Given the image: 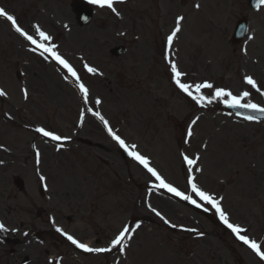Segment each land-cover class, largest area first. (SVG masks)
Segmentation results:
<instances>
[{
	"label": "rangeland",
	"instance_id": "obj_1",
	"mask_svg": "<svg viewBox=\"0 0 264 264\" xmlns=\"http://www.w3.org/2000/svg\"><path fill=\"white\" fill-rule=\"evenodd\" d=\"M0 1L22 24L33 22L32 28L36 25L51 33L60 50L73 61H87L97 69V75L85 80L91 90L100 92L92 94L101 98L108 122L128 142L149 148L150 154L145 155L169 178L167 181L184 188L186 174L179 153L197 156L194 173L198 183L218 197L222 195L226 199L223 206L248 228L260 230L254 232L264 245V123H247L218 113L224 104L220 100L201 106L185 93L179 94L170 85V66L162 60L160 31L172 26L174 16L183 14V29L176 50L173 46L171 52L185 73V81L192 85L213 84V89L202 90L206 97L215 88L237 96L248 91L250 95L241 103L251 101L264 106V95L243 82L245 76H251L264 92V7L250 11L247 0H127L114 4L115 12L96 11L90 26L79 28L70 10L71 0ZM193 2L199 5L197 11L193 10ZM185 3L189 15L182 13ZM241 18L249 20L248 36L243 45L233 48L229 37ZM117 46L126 49L118 58L111 55ZM16 73H20L30 94L28 102L20 99L19 112L13 115L18 123L31 127L34 121V125L62 137L71 136L77 129L80 107L75 91L60 81L52 67L31 57L0 20V81L19 89ZM193 120L197 121L194 125ZM0 129V146L15 158L0 172V217L13 221V227H18L17 220L34 214L29 211L34 204L42 205L38 188L43 177L58 224L78 237L106 242L114 233L111 230L115 223L120 222L114 225L119 231L122 222L136 219L134 223L140 225L120 264H236L239 258L243 260L227 249L234 245L218 228L184 206L156 195L151 188L154 181L124 161L93 121L87 120L75 138H87L96 148L72 143L59 152L37 135L26 136L1 120ZM29 140L36 141L34 146L41 151L39 165L24 162L32 159H23ZM131 172L132 180L128 176ZM15 174L24 180V193L12 186ZM221 179L226 182L221 184ZM234 194L241 198L240 204ZM111 207L116 212L111 214L115 221L108 215ZM146 208L156 209L175 227L162 225ZM42 223L37 220L35 225L39 228ZM95 224L100 226L97 234ZM179 226L199 228L204 234L206 231L207 241L181 233ZM33 251L40 260H47L42 252ZM0 259L13 262L7 255H0ZM68 261L89 264L91 260Z\"/></svg>",
	"mask_w": 264,
	"mask_h": 264
},
{
	"label": "snow or ice",
	"instance_id": "obj_2",
	"mask_svg": "<svg viewBox=\"0 0 264 264\" xmlns=\"http://www.w3.org/2000/svg\"><path fill=\"white\" fill-rule=\"evenodd\" d=\"M116 2H123V0H90V3L100 5L101 7L107 6L108 8L112 9L113 12L116 11V9L113 7V4ZM257 3L259 5H264V0H257ZM198 8L199 5H196ZM0 17L5 18L8 22H10L11 27L13 30L18 33L21 37L24 38V40L28 41L31 45H34L35 47L31 49L32 51H37L40 50L41 55L47 54V57H50L52 60L56 62V64L60 65L63 69L67 71V73L75 78L77 87L79 88L80 92L83 94L85 98V102H87V96H88V89L86 86L80 82V78L77 75V71L72 67V65L58 52L57 50V45L54 43H40L36 39L33 38L32 35H29L27 31H25L21 26H19L16 18L8 14L3 8H0ZM183 20V17H177L176 19V27L172 30L171 34L167 37V44L169 46L172 45L174 37H176L177 33L181 30L180 29V24L181 21ZM36 34L40 37L41 41H52V37L42 31L39 26L34 25ZM252 37H249L251 39ZM167 59V57H166ZM85 69L89 73H96L97 69L94 67H90L89 65L85 64L84 65ZM170 70L172 73V81L175 83L177 88L185 93L187 96H189L197 105L203 106L205 103H211L213 100H220L223 102L227 107L229 108H244L251 110L253 112H260L264 113V107H261L260 105L256 103H252L251 101L247 103H241V101L248 97L250 93L248 91L242 92L240 95H233L231 91H227L223 88H215L214 93H212L210 96H205L202 94L203 89H213L214 85L209 83V82H203V83H198L195 85L184 83L181 80V77L185 75V73L181 72L180 69L178 68V65L175 62L170 63ZM245 84L250 85L251 88L256 89V91L260 92L261 95H264V92L260 90V88L257 85L256 80H254L251 76H245L244 81ZM25 98L27 99V91L25 90ZM6 93L3 90H0V97L5 96ZM97 104L100 103V100L96 101ZM95 115L104 123L105 128L108 131V134L112 137L113 140L117 142V144L124 149L128 155L138 162L140 165L143 166L144 169L152 177L155 178L158 183L155 185L157 188H162V189H167L168 192L173 193L175 196L180 197L181 199L188 201L191 204L196 205L197 207H201L200 204L197 203L195 199H193L191 196L186 195L184 192L178 191L177 188L173 187L170 183H166L165 180L162 178V176L157 172V170L153 167L149 166V160L147 157L141 155L136 151V145H131L128 146L126 142L118 135L116 134L108 125V121L104 119L103 116H101L98 112L95 113ZM245 119L248 120H253L255 117L253 116H248L245 117ZM196 120L192 121V124H196ZM36 132L41 133L44 137H50L52 140L59 141L62 138L58 135H55L51 131H46L44 128L38 127L36 128ZM191 130H189L188 135L191 136ZM39 155V153H37ZM186 163L188 165H193L196 163L194 159H189L187 156L184 157ZM196 171H200V169H196ZM43 179V177H42ZM188 184L191 187V191L203 202L206 204H209L212 206V208L215 209L216 214L219 216L221 221L229 228L231 229L232 233L236 235L237 239L243 242L261 261H264V251L261 250V245L257 243L254 239H250L247 235L241 234L245 230L239 227L238 225H234L232 223H229L228 217L223 211L220 201L210 195L208 192L201 190L197 184L194 182L193 176L190 174L188 176ZM153 212H155V215L160 217L161 220L164 221L165 224H168L169 221L165 219L162 214L159 211H156L155 209H152ZM175 227V225H172ZM139 225H137V228ZM187 231H195L194 229H185ZM0 231H7L5 226L0 223ZM57 232H60L62 235H65L66 238L77 248L82 249L83 251L86 252H108L111 251L112 248H116L119 246V251L121 253L125 252V245H124V240L131 239L130 236V230L128 227H125L122 231L119 232L118 235L115 236L114 239L111 240L110 244L111 247L109 248H92L89 247L88 245L79 242L75 238H73L71 235H68L62 231L60 228H56ZM27 235V233H25ZM200 235H203L202 233Z\"/></svg>",
	"mask_w": 264,
	"mask_h": 264
},
{
	"label": "flooded vegetation",
	"instance_id": "obj_3",
	"mask_svg": "<svg viewBox=\"0 0 264 264\" xmlns=\"http://www.w3.org/2000/svg\"><path fill=\"white\" fill-rule=\"evenodd\" d=\"M7 223H12V222H7ZM9 231H7V234L5 235L6 236V239L5 240H3V244L2 243H0V253L1 254H4V256L6 255V253H9V255H11L12 256V258H11V260H21V254H19L18 252H16V251H18V249L17 250H15L14 248H12V247H10V242H11V237H9ZM49 240H50V242L51 243H54L55 241H57V239L56 238H54V236L53 235H50V237H49ZM15 243H14V245L16 246V245H20V244H22V242L21 241H17V240H15L14 241ZM24 250H27V249H24ZM48 253H50V251H48L47 252V254ZM22 261V260H21ZM30 260L28 259V258H25L22 262H20V263H22V264H27L28 262H29ZM2 264H6V263H2ZM14 264H18V263H14Z\"/></svg>",
	"mask_w": 264,
	"mask_h": 264
},
{
	"label": "bare ground",
	"instance_id": "obj_4",
	"mask_svg": "<svg viewBox=\"0 0 264 264\" xmlns=\"http://www.w3.org/2000/svg\"><path fill=\"white\" fill-rule=\"evenodd\" d=\"M16 107H17V95L15 94L14 103L12 104V108H16ZM5 116H6V114H5ZM3 155H6V154L4 152H0V156H3Z\"/></svg>",
	"mask_w": 264,
	"mask_h": 264
}]
</instances>
